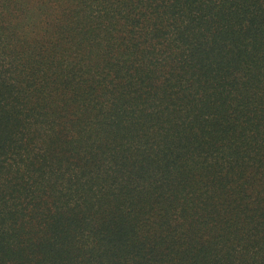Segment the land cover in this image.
Wrapping results in <instances>:
<instances>
[{"label":"trees","instance_id":"16d2710c","mask_svg":"<svg viewBox=\"0 0 264 264\" xmlns=\"http://www.w3.org/2000/svg\"><path fill=\"white\" fill-rule=\"evenodd\" d=\"M0 264H264V0H0Z\"/></svg>","mask_w":264,"mask_h":264}]
</instances>
